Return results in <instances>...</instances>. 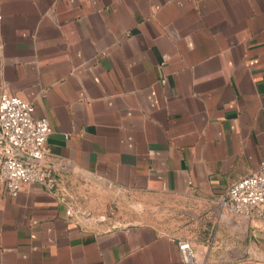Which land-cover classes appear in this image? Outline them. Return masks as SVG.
<instances>
[{
	"label": "crops",
	"instance_id": "0c3cea01",
	"mask_svg": "<svg viewBox=\"0 0 264 264\" xmlns=\"http://www.w3.org/2000/svg\"><path fill=\"white\" fill-rule=\"evenodd\" d=\"M2 93L48 120L57 180L179 206L177 226L117 224L0 187V264H181L180 240L203 264H264V208L219 206L264 161V0H0Z\"/></svg>",
	"mask_w": 264,
	"mask_h": 264
},
{
	"label": "built area",
	"instance_id": "2783aa9c",
	"mask_svg": "<svg viewBox=\"0 0 264 264\" xmlns=\"http://www.w3.org/2000/svg\"><path fill=\"white\" fill-rule=\"evenodd\" d=\"M51 134L48 120L36 118L31 103L6 93L0 95V187L12 198L18 196L23 186L31 184L59 196L57 165L47 160L46 142ZM219 206L234 217L261 216L264 208V161L230 186ZM74 213L72 206L66 211L68 216ZM177 249L181 264H203L196 257L190 241H178Z\"/></svg>",
	"mask_w": 264,
	"mask_h": 264
},
{
	"label": "rangeland",
	"instance_id": "374dc122",
	"mask_svg": "<svg viewBox=\"0 0 264 264\" xmlns=\"http://www.w3.org/2000/svg\"><path fill=\"white\" fill-rule=\"evenodd\" d=\"M76 175H70L76 178L75 182L70 181L69 177L58 180L60 198L75 211L91 217H104L105 221L117 224L177 226V214L172 212L179 206L177 197L167 194L133 195L128 190L103 186L93 178ZM100 197H105L104 211L102 214H96L89 202L98 201Z\"/></svg>",
	"mask_w": 264,
	"mask_h": 264
}]
</instances>
